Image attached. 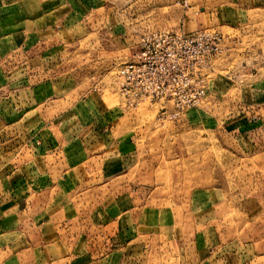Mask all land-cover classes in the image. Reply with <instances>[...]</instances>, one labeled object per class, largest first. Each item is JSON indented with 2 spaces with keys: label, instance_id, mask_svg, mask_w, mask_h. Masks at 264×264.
<instances>
[{
  "label": "rangeland",
  "instance_id": "obj_1",
  "mask_svg": "<svg viewBox=\"0 0 264 264\" xmlns=\"http://www.w3.org/2000/svg\"><path fill=\"white\" fill-rule=\"evenodd\" d=\"M228 2L122 0L119 5L125 9L135 3L142 18L166 14L167 5L177 4L195 20L200 9L213 14ZM249 17L241 30L219 28L208 16L204 29L177 31L218 32L228 39V48L206 73L210 94L172 121L158 118L148 103L125 107L117 93L118 67L130 59L144 33L166 30L158 21H127L132 29L141 25L140 33H132L131 49L113 51L94 31L64 47L60 56L61 67L84 93L94 91L107 108L121 109L110 120L103 169L99 165V176L92 174L94 180L78 186L77 202L97 208L108 195L126 207L134 205L120 222L125 223V245L142 264H181L185 252L194 261L190 264H198V256L212 264V256L222 254L235 264H264V213L252 215L246 205L252 200L264 209V121L256 106L247 104L256 94L251 90L261 89L264 81V25L261 13L254 10Z\"/></svg>",
  "mask_w": 264,
  "mask_h": 264
},
{
  "label": "crops",
  "instance_id": "obj_2",
  "mask_svg": "<svg viewBox=\"0 0 264 264\" xmlns=\"http://www.w3.org/2000/svg\"><path fill=\"white\" fill-rule=\"evenodd\" d=\"M114 1L0 0V264H142L125 245L120 222L134 205L108 195L97 208L77 202L78 186L99 176L110 120L121 109L107 108L94 91L84 93L61 67L64 47L100 31L108 48L129 49L141 25L132 29L127 21L144 18L171 32L204 29L208 16L219 28L241 30L255 10L264 25V0H230L213 14L202 8L195 20L177 4L140 18L135 3L121 9L122 0ZM262 84L247 104L264 121ZM246 205L252 215L264 213L252 200ZM115 242L120 245L112 247ZM185 253L181 264L193 263ZM205 258L197 263L211 261ZM212 258V264H235L223 254Z\"/></svg>",
  "mask_w": 264,
  "mask_h": 264
},
{
  "label": "built area",
  "instance_id": "obj_3",
  "mask_svg": "<svg viewBox=\"0 0 264 264\" xmlns=\"http://www.w3.org/2000/svg\"><path fill=\"white\" fill-rule=\"evenodd\" d=\"M227 41L224 35L208 31L144 33L116 72L124 106L148 103L155 106L158 118L168 121L198 106L208 92L206 73L228 48Z\"/></svg>",
  "mask_w": 264,
  "mask_h": 264
}]
</instances>
